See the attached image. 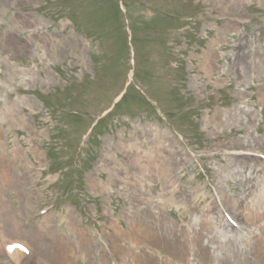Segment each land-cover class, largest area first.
Instances as JSON below:
<instances>
[{
    "label": "rangeland",
    "instance_id": "obj_1",
    "mask_svg": "<svg viewBox=\"0 0 264 264\" xmlns=\"http://www.w3.org/2000/svg\"><path fill=\"white\" fill-rule=\"evenodd\" d=\"M0 155L71 264H264V0H0Z\"/></svg>",
    "mask_w": 264,
    "mask_h": 264
},
{
    "label": "bare ground",
    "instance_id": "obj_2",
    "mask_svg": "<svg viewBox=\"0 0 264 264\" xmlns=\"http://www.w3.org/2000/svg\"><path fill=\"white\" fill-rule=\"evenodd\" d=\"M15 167L11 164L9 160H6L4 156L0 155V211L4 208H8L7 201L5 199V194L9 193L10 189L17 184L16 180V171ZM264 186V180H263ZM262 194V193H261ZM256 207V206H255ZM258 216V214H257ZM208 220V219H207ZM0 234L1 236L7 240V243L3 245L4 242H0V254H6L9 256L15 264H26L27 261L22 259L24 253V248L31 251L30 254L36 255L39 261H48V264H71L69 259V247L74 248L75 243L70 242L64 235L57 234L56 237L53 236L49 237L48 245H40V246H47L44 247H37L31 243L29 240L30 232L26 231L22 233L18 226L8 227L7 225L0 219ZM49 234L50 230H48ZM85 238L80 239V250L82 245L85 244ZM13 244H20L23 245V248H14L12 251L6 250V247L13 245ZM259 245V252L260 255L264 257V243L262 240L258 241ZM262 244V245H261ZM7 245V246H6ZM74 250V249H72ZM179 250V249H178ZM124 253L125 250H122ZM206 252L209 253V249L206 248ZM180 255H183V252L180 251Z\"/></svg>",
    "mask_w": 264,
    "mask_h": 264
},
{
    "label": "snow or ice",
    "instance_id": "obj_3",
    "mask_svg": "<svg viewBox=\"0 0 264 264\" xmlns=\"http://www.w3.org/2000/svg\"><path fill=\"white\" fill-rule=\"evenodd\" d=\"M14 248H23V245H20V244H13V245H10L8 250L9 251H12ZM24 251H27L26 248H24Z\"/></svg>",
    "mask_w": 264,
    "mask_h": 264
}]
</instances>
